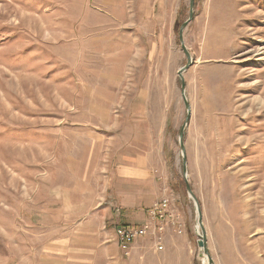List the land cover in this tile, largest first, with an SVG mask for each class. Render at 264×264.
Here are the masks:
<instances>
[{
    "label": "rangeland",
    "instance_id": "obj_1",
    "mask_svg": "<svg viewBox=\"0 0 264 264\" xmlns=\"http://www.w3.org/2000/svg\"><path fill=\"white\" fill-rule=\"evenodd\" d=\"M189 11L190 0H0V264H84L59 249L84 241L92 155L142 134L163 137L164 194L186 227L162 249L140 239L122 263L204 264L178 140ZM184 39V142L209 252L264 264V0H195Z\"/></svg>",
    "mask_w": 264,
    "mask_h": 264
},
{
    "label": "crops",
    "instance_id": "obj_2",
    "mask_svg": "<svg viewBox=\"0 0 264 264\" xmlns=\"http://www.w3.org/2000/svg\"><path fill=\"white\" fill-rule=\"evenodd\" d=\"M100 42L104 45L105 40ZM164 158L163 137L156 134L137 135L135 143L120 151L109 147L104 161L93 154V170L89 175L90 210L79 221L84 229L81 237L84 241H76L74 248L63 242L65 245H60V252L80 254V260L86 261L84 264H123L121 257H130L140 239L145 237L137 239L126 255L116 230L149 220V210L165 192L167 162ZM97 165L99 171H96ZM84 202L87 204L86 198Z\"/></svg>",
    "mask_w": 264,
    "mask_h": 264
},
{
    "label": "built area",
    "instance_id": "obj_3",
    "mask_svg": "<svg viewBox=\"0 0 264 264\" xmlns=\"http://www.w3.org/2000/svg\"><path fill=\"white\" fill-rule=\"evenodd\" d=\"M173 202L174 199L171 195L164 194L149 210L150 218L144 224L125 225L117 228V239L126 255L129 254L131 245L139 238L150 236L159 239L158 246L162 249V235L167 230H172L177 234L184 233L185 223Z\"/></svg>",
    "mask_w": 264,
    "mask_h": 264
},
{
    "label": "water",
    "instance_id": "obj_4",
    "mask_svg": "<svg viewBox=\"0 0 264 264\" xmlns=\"http://www.w3.org/2000/svg\"><path fill=\"white\" fill-rule=\"evenodd\" d=\"M194 8H195V0H190V11H189V17L186 21H184L181 25L180 31H179V41L181 48L187 58V63L181 67L178 71V75L181 80V94L182 98L185 104V108L187 111L186 119L185 122L183 123L179 135H178V140H179V149H180V157L182 160V166H183V177L185 179L186 183V189L188 196L193 199L195 203V208L197 212V222L198 226L200 227V232L198 231V246L200 247L202 251V257L204 260L205 264V259H207V264H215L210 252H209V245H208V238H207V231L203 222V213L201 209V205L198 201L197 196L195 195L190 182H189V174H188V165H187V156H186V148H185V142H184V136L186 133V129L191 121V105L189 103L187 93H186V82H185V76L184 73L193 65L194 59L189 51L185 39H184V30L185 28L189 25V23L193 20L194 18Z\"/></svg>",
    "mask_w": 264,
    "mask_h": 264
},
{
    "label": "bare ground",
    "instance_id": "obj_5",
    "mask_svg": "<svg viewBox=\"0 0 264 264\" xmlns=\"http://www.w3.org/2000/svg\"><path fill=\"white\" fill-rule=\"evenodd\" d=\"M222 219V218H221ZM224 224V223H223ZM223 226V225H222ZM197 229H198V231L200 232L201 230H200V227L199 226H197ZM230 228H228L227 227V230H229ZM226 230V231H227ZM219 231V230H218ZM220 234V233H219ZM229 236H231V233H229ZM220 238V237H219ZM222 241V240H221ZM205 264H207V259H205Z\"/></svg>",
    "mask_w": 264,
    "mask_h": 264
}]
</instances>
